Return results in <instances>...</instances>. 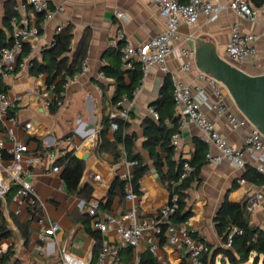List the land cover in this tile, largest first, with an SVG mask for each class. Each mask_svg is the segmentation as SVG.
<instances>
[{"label": "crops", "instance_id": "obj_1", "mask_svg": "<svg viewBox=\"0 0 264 264\" xmlns=\"http://www.w3.org/2000/svg\"><path fill=\"white\" fill-rule=\"evenodd\" d=\"M47 1L52 6H63L64 11L56 13L51 20L43 22L41 35L28 43L29 50H32L30 57L32 66L34 62L44 61V51L52 46L58 29L70 25L74 38L72 39L73 52L69 56L72 58L78 46L87 40L86 55L81 69L83 63L87 62L88 70L85 73H78L75 80L66 84L63 102L58 111L52 113L50 102L54 99V93L46 87L47 75H35L32 66L24 69L17 66L3 83L10 98L17 103L15 113L19 124L12 128L13 136L16 140L27 144L32 152L40 151L42 156L57 149L74 150L76 156L89 155L88 160L84 161L86 168L82 185H90L94 189L93 200H103L115 179L114 176H120L116 168L121 166L124 159L114 164L113 155L96 153V140L102 129L104 118H119L121 111L128 109L129 119L123 120L126 122L125 131L136 137V151L149 165V172L141 182L142 195H140L139 202L141 216L154 218L158 211L169 203L171 196L169 191L162 186L154 162L144 147L145 126L148 119L155 120L151 115V110L158 112L157 109L162 108L164 102H168L171 96L173 99V75L191 86L201 84L208 95L209 102H214L215 98L211 93V88L198 79L200 70L195 64L194 51L197 45L194 40L204 39L214 43L218 54L226 59L225 48L235 22L239 23L243 33L260 36L257 42L259 60L254 63L246 62L239 67L251 75L259 73L264 58V35H262L264 4L261 7L251 4V7L257 10L258 18L256 21H248L240 19L230 9L228 4L231 0H211L215 5L225 6L223 12L215 20L201 15L195 25L181 24L180 39L175 43L174 50L167 59L169 73L164 74L154 66L152 77L142 82L141 75L133 100L123 97L114 104L116 83L105 76L102 78L101 70L106 65L116 64L120 53L122 54L124 41L119 39L120 33L136 46H141L163 31V23L154 0ZM21 2L22 0H0V30H3L7 36L10 32L4 26L6 10L11 8L16 12L15 15H20L16 8ZM183 2L187 3L188 0H183ZM119 13L122 17L118 16ZM28 15L31 18H39L38 20L41 21L40 16L31 12ZM182 49H188L193 53V57L189 59L192 63L189 72L181 69L183 63L188 60L179 57V51ZM131 71L142 74L139 65L132 70H127L126 83H130L132 79ZM224 99L230 112L242 117L227 91ZM119 102H123L122 106H118ZM173 108L176 115L180 116L176 132L180 133L177 146H175L176 158L185 160L195 158L197 163H205L201 169L200 183L195 184L189 191L187 209L191 216L188 221L191 234L208 243L209 256H213L216 252H220L221 248H226L215 224L216 215L222 204L226 200L246 204V200L251 195L262 194L264 196V185H254L243 178L249 168L256 170L252 165L239 169L228 161L221 164L208 162L205 155L207 156L209 148L202 140L200 130L180 115L175 102ZM203 109L207 117L215 124L216 129L227 138L229 143L236 148H241L252 126L246 124L234 129L225 115L206 107ZM29 124L34 129L32 133L27 131ZM90 126L94 127L93 131ZM6 132L5 129H0V137L6 141V146L10 147L11 140ZM113 134L114 131L111 130L110 125L107 135L110 140H113ZM48 137L52 142H56V146L44 148L43 141ZM202 148L203 150L199 151ZM212 152L216 153L214 149ZM162 155L165 156L164 153ZM4 158L10 160L11 156L5 153ZM29 179L41 202L38 208L40 216L59 221L62 230L55 238L42 241L37 223L31 221L29 236L25 237L15 224L13 217L23 223L28 219L26 212L22 217L7 216L13 233L9 239L2 241L0 246L5 251L10 246L15 247V257L11 264H63L64 251L81 262L91 264L96 241L88 233L86 226L94 229L93 218L90 222L84 223L85 219L82 216L88 212L93 200L86 205L83 199L70 194L60 174H53L47 165L33 169ZM241 179H244L246 183L241 184ZM13 193L14 190L8 199H11ZM128 207L129 203L126 199L120 201L116 198L111 210L101 209L99 214H114L120 217L124 215ZM250 222L264 231V200L250 213ZM102 238L103 241L105 239L115 241V236L110 234H102ZM146 250H149V244L143 241L139 250L140 255ZM153 255L158 261L162 258L173 264H185L186 258L183 252H173L165 245ZM120 256V264H131L134 257L133 252L129 254L127 249H123Z\"/></svg>", "mask_w": 264, "mask_h": 264}, {"label": "built area", "instance_id": "obj_2", "mask_svg": "<svg viewBox=\"0 0 264 264\" xmlns=\"http://www.w3.org/2000/svg\"><path fill=\"white\" fill-rule=\"evenodd\" d=\"M154 2L163 23V31L160 34L141 46H136L123 34H119V39L124 41L121 54L122 69L132 70L136 65H139L142 72V82L153 76L152 68L154 66L158 67L164 74L169 73L167 59L174 50L175 43L180 39L181 24L195 25L201 15L209 16L215 20L225 8V6L213 4L211 0H188L187 3H184L183 0H154ZM228 5L242 20L256 21L258 18L257 10L249 6L247 0H231ZM16 11L20 15H15L10 20L12 30L8 36L11 42L9 45L0 48V87L17 66L22 69L32 66L30 62L32 50H29L27 55H23L25 45L41 35L43 22L51 20L56 13L64 11V8L63 6H52L47 0H22ZM29 12L40 16L41 21L38 20L39 18L29 17ZM118 16L122 17V14L119 13ZM262 35H264V26ZM259 39V35L245 34L241 31L239 23H233L231 37L225 48L226 60L238 68L246 62L258 61L257 42ZM179 57L188 59L183 63L181 69L184 72H189L192 68L189 59L193 57V53L188 49H182L179 51ZM87 70L88 64L84 62L80 73H85ZM256 75H264V58L261 70ZM100 76L104 78L103 73ZM77 77L78 74L69 82ZM198 79L211 88V93L215 98L214 102H209L208 95L201 84L191 86L174 75L172 76L173 99L179 108L180 115L191 121L200 130L202 140L209 148L207 161L213 164L228 161L239 169L252 165L256 170L264 173V135L247 119L230 112L224 99L227 90L221 82L201 71L198 73ZM122 104L123 102H119L118 106H122ZM204 107L225 115L234 129L246 124L252 126L241 148L231 145L227 138L216 129L215 124L205 114ZM16 110V101L11 99L6 91L0 89V129H5L11 140L10 147H7L6 141L0 137V199L3 202L6 217L12 215L22 217L26 212L27 217L37 223L40 239L46 241L55 238L62 227L59 221L40 216L38 208H40L41 202L29 178L32 176L33 169L41 165L49 166L53 174H60L61 168L56 163L67 151L57 149L42 156L40 151L32 152L27 144L16 140L12 130L19 124ZM151 115L155 120L159 119L158 112L153 109ZM119 118L128 120V109L121 111ZM118 126L117 122H112L111 130H117ZM27 131L29 133L34 131L30 124L27 125ZM179 137L180 133H176L172 137L171 141L174 146H177ZM43 142L44 148L56 146V142H52L49 137L45 138ZM212 149L216 153H213ZM5 153L11 156L10 160H5ZM136 164V161L124 159L121 166L116 168L120 172V177L127 182L125 199L129 203V207L124 215L116 217L114 214H99L101 199H94L90 203L88 212L93 216L94 229L103 235L115 236L114 242L109 239L103 241L96 264H120L121 251L126 248L133 249L134 257L131 264H148L142 262L140 246L143 241H146L150 251L157 254L162 248V235L165 236V247L173 252L185 254V264H205L204 256L209 253V246L191 234L188 220L180 226H168L163 233L162 224L166 223L178 210L177 195L171 197L169 203L162 207L154 218L141 216L140 195L134 192L131 183ZM192 171L193 168L189 162H184L180 181L188 178ZM240 182L241 184L246 183L244 179H241ZM12 190L14 193L11 199H8ZM263 200L262 194L251 195L246 200L247 210L252 212ZM11 204L14 205L13 209H11ZM34 206L37 207L35 209L37 211H34ZM236 233H241V231L233 227L228 235L226 248L232 247L233 236ZM4 252L5 249L0 246V258ZM62 260L63 264H88L77 260L65 251L62 254ZM158 264L173 263L159 258Z\"/></svg>", "mask_w": 264, "mask_h": 264}, {"label": "trees", "instance_id": "obj_3", "mask_svg": "<svg viewBox=\"0 0 264 264\" xmlns=\"http://www.w3.org/2000/svg\"><path fill=\"white\" fill-rule=\"evenodd\" d=\"M249 6L254 4L256 7H261L264 0H247ZM16 12L7 8L4 16V26L10 32V20ZM74 34L71 26H64L58 33H56L52 46L44 51V61L40 63H33L32 70L35 75L46 74V87L54 93V99L50 102V110L55 113L60 108V103L63 102L65 86L75 75L80 73L81 64L86 55L87 40L83 41L74 52L73 57L69 55L72 50V39ZM11 39L0 30V48L9 45ZM29 52V44H26L23 50V55ZM102 73L106 78L113 79L116 83V90L113 97V103L116 104L123 97L133 100L135 92L139 86L141 73L132 72V79L130 83H126L125 75L126 70L121 68V53L118 57L116 64L106 65L102 68ZM129 72V73H131ZM2 91H6V87H0ZM174 101L172 96L168 102H164L162 108H158L159 119H148L145 126V142L144 147L150 155V159L154 162V166L160 178V182L166 188L170 196H178V210L173 214L170 219L162 224L163 233H165L168 226H180L184 221L188 220L191 216L190 211L187 209V200L189 191L195 184L200 183V173L202 166L205 164L197 163L195 158L185 160L183 158H176L175 146L172 144V136L178 131L180 116L176 115L174 110ZM112 122L118 123V129L114 131L113 140L108 138L109 127ZM126 122L120 118L106 117L103 120V126L98 134L95 146L96 153H109L114 156V164L119 163L122 159L128 161H136L132 173V186L134 192L142 195L141 182L149 172V165L144 161L141 155L136 151V137L128 134L125 131ZM121 147V148H120ZM199 149V151H202ZM165 154L163 156L162 154ZM207 159V156L205 155ZM184 162H189L193 168L190 176L182 181L180 177L182 174V167ZM57 166L61 168L60 176L64 181L66 189L70 194H75L77 197L83 199L86 205L93 200L94 189L90 185H82L86 163L79 159L75 151H67L66 154L58 159ZM244 179L250 183L258 186L264 185V174L258 172L254 168H249L243 176ZM126 181L120 176L114 179L108 194L100 202L99 210H111L113 202L116 198L120 201L125 200V187ZM34 211H37L34 206ZM128 210V208H127ZM126 210V211H127ZM250 213L246 204L234 203L226 200L215 218L216 230L220 237L223 238L224 243L228 241V235L233 227L238 228L241 233H236L233 236L231 248H221L220 252H216L213 257L222 255L223 261H228L229 264H246L251 259L253 264H264V231L251 224ZM85 220L84 223L90 222L93 216L86 212L82 216ZM15 224L20 228L23 236L28 237L30 233L31 220L28 218L21 223L18 218L13 217ZM88 233L96 241V248L94 252L93 261L91 264H96L99 253L102 248L103 238L100 231L94 230L91 226H86ZM12 230L7 217L4 213L3 202L0 199V243L9 239L12 236ZM195 238H197L194 235ZM204 242L203 239H200ZM165 236L161 237V245L165 244ZM208 246L209 244L206 243ZM14 246H10L0 258L1 264H11L15 257ZM131 254L132 248H126ZM210 253V246H209ZM209 253L205 254V264H210L208 260ZM143 263L158 264V260L154 257L153 253L149 250L141 254Z\"/></svg>", "mask_w": 264, "mask_h": 264}, {"label": "water", "instance_id": "obj_4", "mask_svg": "<svg viewBox=\"0 0 264 264\" xmlns=\"http://www.w3.org/2000/svg\"><path fill=\"white\" fill-rule=\"evenodd\" d=\"M194 43L196 67L221 82L242 117L264 135V75H251L232 65L218 54L210 41L196 39ZM90 129L93 131L94 127ZM77 157L87 161L89 155Z\"/></svg>", "mask_w": 264, "mask_h": 264}, {"label": "rangeland", "instance_id": "obj_5", "mask_svg": "<svg viewBox=\"0 0 264 264\" xmlns=\"http://www.w3.org/2000/svg\"><path fill=\"white\" fill-rule=\"evenodd\" d=\"M14 206L11 204V209H13ZM214 257L213 256H208V260L210 261V264H229L228 261H223V257L222 256H217L215 258V260H213ZM246 264H253V260L251 259L248 263ZM261 264V263H260Z\"/></svg>", "mask_w": 264, "mask_h": 264}]
</instances>
